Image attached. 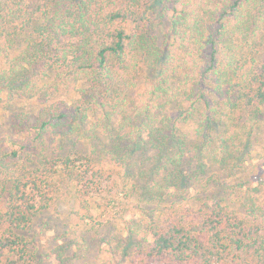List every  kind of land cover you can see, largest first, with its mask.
Listing matches in <instances>:
<instances>
[{
  "label": "trees",
  "instance_id": "trees-1",
  "mask_svg": "<svg viewBox=\"0 0 264 264\" xmlns=\"http://www.w3.org/2000/svg\"><path fill=\"white\" fill-rule=\"evenodd\" d=\"M4 92L44 104L0 147V264L67 201L109 264H264V0H0Z\"/></svg>",
  "mask_w": 264,
  "mask_h": 264
},
{
  "label": "rangeland",
  "instance_id": "rangeland-1",
  "mask_svg": "<svg viewBox=\"0 0 264 264\" xmlns=\"http://www.w3.org/2000/svg\"><path fill=\"white\" fill-rule=\"evenodd\" d=\"M69 93L61 92L56 98L66 97ZM43 102L37 99L13 97L9 98L7 93H0V147H10L11 136H16L25 141L27 136L20 133L18 128V121L22 114H25L30 119V116L36 115ZM18 123V124H17ZM14 146V145H12ZM250 152V153H248ZM245 164L246 169L242 172L247 179L261 178L264 180V125L259 128L253 137H251V146L246 147ZM216 169V168H215ZM217 170V169H216ZM189 171L192 175V182L195 184L193 193L196 195H204L203 187L199 182L207 181V178L212 175L213 171H208L206 175L201 174V180L195 178L196 160L189 165ZM263 187V186H262ZM200 188L201 192H196ZM236 196V195H235ZM69 201L64 202L60 207L53 205L40 216L31 232L33 238V248L37 252L35 264H61L57 259L58 252L65 251V256H68L66 264H79L87 262L90 264H109L106 260L111 258L110 252L107 250L106 239L108 236L104 235L107 228L114 224L108 220L90 228L87 232L88 248L85 252L79 250V226L72 227L73 211L70 208ZM130 208V205H129ZM98 227V228H97ZM98 229V231H97ZM36 247V248H35ZM84 257L79 259V254Z\"/></svg>",
  "mask_w": 264,
  "mask_h": 264
}]
</instances>
